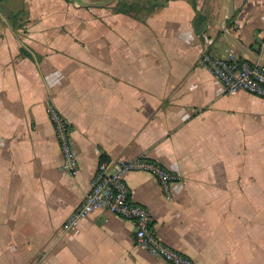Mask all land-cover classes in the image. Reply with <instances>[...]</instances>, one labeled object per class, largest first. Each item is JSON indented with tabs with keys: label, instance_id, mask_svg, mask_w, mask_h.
I'll use <instances>...</instances> for the list:
<instances>
[{
	"label": "crops",
	"instance_id": "obj_1",
	"mask_svg": "<svg viewBox=\"0 0 264 264\" xmlns=\"http://www.w3.org/2000/svg\"><path fill=\"white\" fill-rule=\"evenodd\" d=\"M208 47L264 63V0H0V264H170L110 211L63 230L101 158L142 154L180 176L169 199L126 174L162 241L197 264H264V99L227 94L199 63Z\"/></svg>",
	"mask_w": 264,
	"mask_h": 264
},
{
	"label": "built area",
	"instance_id": "obj_2",
	"mask_svg": "<svg viewBox=\"0 0 264 264\" xmlns=\"http://www.w3.org/2000/svg\"><path fill=\"white\" fill-rule=\"evenodd\" d=\"M199 63L222 83L227 94L247 91L264 99V63L230 52L221 55L213 48H206ZM49 118L54 124L62 153V168L72 176L79 172L78 152L72 139V125L54 103L47 105ZM131 171H147L159 181L164 194L170 199L172 187L180 176L159 161L142 154L134 158H101L85 198L74 208L64 222L63 230L77 229L91 213L110 211L135 224L136 244L151 255L170 264H197L192 257L160 239L153 226L150 210L131 198L126 174Z\"/></svg>",
	"mask_w": 264,
	"mask_h": 264
},
{
	"label": "trees",
	"instance_id": "obj_3",
	"mask_svg": "<svg viewBox=\"0 0 264 264\" xmlns=\"http://www.w3.org/2000/svg\"><path fill=\"white\" fill-rule=\"evenodd\" d=\"M120 4V5H119ZM118 4V9L121 10V11H125V12H128V9L125 8L126 4L124 2L122 3H119ZM26 14V11L25 10H21L20 12H16L14 13L12 16H11V19H12V24L15 28H18V27H21L23 24H19V19H24V15ZM22 52L27 54V55H30L28 54V52H26L25 49H22ZM105 157V156H104Z\"/></svg>",
	"mask_w": 264,
	"mask_h": 264
}]
</instances>
